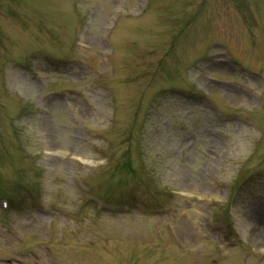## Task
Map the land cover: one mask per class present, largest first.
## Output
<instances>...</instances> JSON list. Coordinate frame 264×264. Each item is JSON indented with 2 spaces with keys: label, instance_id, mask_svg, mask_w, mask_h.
I'll return each mask as SVG.
<instances>
[{
  "label": "rangeland",
  "instance_id": "1",
  "mask_svg": "<svg viewBox=\"0 0 264 264\" xmlns=\"http://www.w3.org/2000/svg\"><path fill=\"white\" fill-rule=\"evenodd\" d=\"M17 193L4 264H264V0H0Z\"/></svg>",
  "mask_w": 264,
  "mask_h": 264
},
{
  "label": "bare ground",
  "instance_id": "2",
  "mask_svg": "<svg viewBox=\"0 0 264 264\" xmlns=\"http://www.w3.org/2000/svg\"><path fill=\"white\" fill-rule=\"evenodd\" d=\"M32 84V83H31ZM242 228H243V226H242ZM247 230H245V234L247 235ZM7 263V262H6ZM0 264H4V262H0Z\"/></svg>",
  "mask_w": 264,
  "mask_h": 264
}]
</instances>
